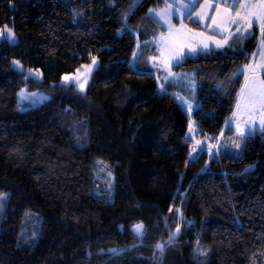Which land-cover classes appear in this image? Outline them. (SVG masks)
Wrapping results in <instances>:
<instances>
[{
	"label": "trees",
	"instance_id": "1",
	"mask_svg": "<svg viewBox=\"0 0 264 264\" xmlns=\"http://www.w3.org/2000/svg\"><path fill=\"white\" fill-rule=\"evenodd\" d=\"M166 1L0 0L18 36L0 42V264H264V128L240 156L221 149L261 31L175 66L197 80L191 114L135 65L165 31L149 10ZM96 56L86 91L61 82ZM23 85L52 96L22 110ZM196 140L219 153L194 158Z\"/></svg>",
	"mask_w": 264,
	"mask_h": 264
},
{
	"label": "rangeland",
	"instance_id": "2",
	"mask_svg": "<svg viewBox=\"0 0 264 264\" xmlns=\"http://www.w3.org/2000/svg\"><path fill=\"white\" fill-rule=\"evenodd\" d=\"M191 1V0H190ZM189 0H167L166 3L162 6L158 7H153L152 9L155 10L152 14L157 18V20L162 24L164 28V32L158 35L157 39L154 42L155 49L153 50V54L149 56L142 55L144 54L143 52H137L138 54V59L136 60V67L139 69H146L148 71H157L156 74L159 75L160 79L163 81V78L161 76L162 73L168 74L170 71L173 73L176 77V81L171 83L169 87L171 88L172 85H175V87H178L179 92L177 94H182L184 93L189 99H190V104L191 108H186L191 114L197 107L193 101L198 100V84L197 80L195 78V75L189 71V70H184V69H176L175 66L181 62H184L187 58V55H191L189 52H184L183 57L177 54L176 57L171 56L168 51L165 49H168L166 46H164V43L158 39L166 36L165 40L171 45L173 44V37L175 36V29L178 30L177 26V21L178 19H181L182 17H186L187 13L190 11L189 8H185V5H188ZM217 3L216 5H218ZM168 9V12L165 13L164 15H161V11L164 9ZM225 8L228 9L227 12H225ZM239 10V6L236 5V7L232 6V0H228V3L218 7L216 10V21L224 18L225 20L223 23L219 22L220 27L217 28L215 25L213 26L214 30L218 31L220 33L219 37H215L213 39V46L215 49H221L216 47V44L218 42H225L224 47L228 44H230L232 41L231 35L229 33H235L237 26L236 24H230L228 23V17L229 15L232 17L236 16V12ZM244 12H241V15H243ZM226 22L228 24H226ZM5 25L12 29L15 33V42L18 41V36L17 33L15 32V29L12 25L9 23H6L4 25L0 26V31L4 30ZM244 30V27H241V31ZM4 39H0V42L3 41ZM9 41V40H8ZM11 42V41H10ZM12 42V43H15ZM166 42V44H167ZM184 48L187 47L184 46V43H181ZM261 45V44H260ZM259 47L253 52L251 60L249 61L248 64L245 65L244 70L246 71V76L245 80L243 83V91H241V94L239 96V101H238V106L237 110L234 114V122H233V129L235 130L233 133H230L226 139V141L222 144V151L231 155L235 156H240L243 152V147L245 140L248 135L254 134L258 129L264 128V109H260L257 106V110L253 111L248 105L247 102V97L249 95V92L256 89L258 87L256 77H259V79H264L263 71L261 68H256V65H261L264 64V57H262L261 53L264 52V48ZM173 46V45H171ZM182 46L180 49L185 50ZM222 47V48H224ZM189 53V54H188ZM255 54V55H254ZM96 60L95 65H93L92 61H88L80 65L77 69H79V72L74 71L70 73H66L63 77L66 75L69 76H79L80 77V82L83 83L85 77L87 78V83L85 85V88L83 91L87 90L88 84L91 81V77L96 70V68L100 64L99 58L96 56L94 57ZM13 61H19V66L14 65L17 68L23 69L24 64L22 61L18 58L13 59ZM155 63V64H154ZM154 64V66H153ZM83 66V67H82ZM156 66V67H155ZM248 66V67H246ZM251 66L256 68L255 73L252 75L253 77L250 78L249 76L247 77V71L251 69ZM90 67V71L88 70ZM155 69H154V68ZM170 67V69H169ZM165 68L167 70L165 71ZM28 75H33L36 79L42 80L43 79V73L42 70L40 69H32L31 72H28ZM247 77V78H246ZM62 83L64 84H71L75 83L76 86L78 87V84L75 81L72 82H64L63 78L61 80ZM79 88V87H78ZM36 94V95H32ZM18 96V103L19 107L22 110L34 107L46 100H48L52 96V92L48 90H42V89H29L27 85H23L20 87L17 93ZM233 120V119H232ZM196 131L195 129H192L190 132V135L196 139ZM239 145V147H237ZM97 178L99 179V182L102 184L103 187L109 188L112 183L113 179V173L111 170V167L105 163V162H100L98 164V170H97ZM0 193L6 194L5 197H7L6 192L0 191ZM4 197V198H5ZM0 200V204H2V207H0V214L2 210L5 209L6 203L5 199Z\"/></svg>",
	"mask_w": 264,
	"mask_h": 264
},
{
	"label": "crops",
	"instance_id": "3",
	"mask_svg": "<svg viewBox=\"0 0 264 264\" xmlns=\"http://www.w3.org/2000/svg\"><path fill=\"white\" fill-rule=\"evenodd\" d=\"M217 3H219V4L216 5ZM188 5H191L190 6L191 9L189 12H191V14H192V19H194L195 21L198 19L197 13H200L203 16V19H200V22H199L201 24L202 28H196V27L190 26V24L186 21V19L188 18L186 16V17H182L181 19H178V21H177L178 22L177 23L178 30H176V29L174 30L175 36L173 37V39H171L174 41L173 44H171L173 46H171L165 40L166 36H164L162 38H158L164 43V46H166L168 48L165 50L168 51V53L173 57H176L177 54L179 53V51H180L179 55L183 57L184 52H189L190 54H196V53L201 52V51H208L212 48H215L213 46V39H215V37L220 36V33H218V31L214 30V28H213V26L215 25V24H213V19L216 20V10L218 9V7L225 5V3H223V0H196L195 3H193V0H191V1L189 0ZM237 6H239L238 3H237ZM224 20H225L224 18H221V19L217 20V23H219V22L223 23ZM226 24H228V23L226 22ZM255 26H258V25H253V27L251 28L252 34L254 33V27ZM251 35H249V36H251ZM234 38H236V37H232L231 41ZM166 42H167V44H166ZM182 42L184 43V46L186 45L185 47H187V50L181 44ZM205 44L208 45L207 48L204 47ZM181 46L185 50L180 49ZM193 48H195L197 50L195 52L190 51V49H193ZM138 52L141 53L142 51L139 50ZM135 64H136V61H135ZM154 64H153V66H154ZM253 68L254 67L251 66V69L247 71L248 72L247 77L249 76V80L251 77H253L252 76L254 74ZM169 69H170V67H169ZM166 70H167V68H165V71ZM151 72L156 75V77L158 78V80L160 82L161 87L164 90L171 91V92H179L178 87H175V85H172L171 88L169 87V85L171 83L176 81V77L173 73H171L169 71L168 74H166L165 72L162 73V71H160L161 76L163 78V81H162L160 79L159 75L156 74L157 71L155 72V71H152V69H151ZM177 97L181 100L184 107H186V108L189 107L190 99L184 93H182L180 95L177 94ZM192 103H194L196 106L199 105V102L197 99H196V101L192 100ZM233 117H234V115H233ZM233 117H232L233 120L231 119L229 122V124L231 125L232 128H233V122H234ZM192 129H195V131L197 132V128L195 127L194 124H192V126L190 128V132ZM219 148H220V143L216 145V144H213L211 142L196 140L194 150H193V157L197 158L198 155L201 153V151H203L204 149L212 151L214 153H219Z\"/></svg>",
	"mask_w": 264,
	"mask_h": 264
},
{
	"label": "snow or ice",
	"instance_id": "4",
	"mask_svg": "<svg viewBox=\"0 0 264 264\" xmlns=\"http://www.w3.org/2000/svg\"><path fill=\"white\" fill-rule=\"evenodd\" d=\"M196 0H193V3H195ZM223 3L227 4L228 0H223ZM237 3L239 4V10H237L236 12V16L232 17L229 15L228 17V23L230 24H236L237 29L235 33H229V35L233 36V37H240L241 38V42L244 38H246L247 36L251 35V28L253 27V25H258L261 31V48H264V0H232V6L236 7ZM191 5H185L184 7L187 9L189 8ZM155 10L150 9L149 13H153ZM228 9L225 8V12H227ZM168 12V9H164L161 11V15H164L165 13ZM241 12H244L243 15H241ZM187 17L189 19H192V14L191 12L187 13ZM197 17L198 19L195 21L197 23L200 22V19H203V16L200 13H197ZM213 24H215V26L217 28L220 27V24L217 23V21L215 19H213ZM241 27H244V30L241 31ZM0 39H5V40H9L11 42H15V33L12 29L8 28L6 25L4 27L3 31H0ZM224 43L225 42H218L216 44V47L218 48H222L224 47ZM205 48L208 47L207 44L204 45ZM197 49L193 48L190 49V51L195 52ZM135 56V53L133 54ZM255 55V54H254ZM262 57H264V52L261 53ZM19 61H13L14 65L19 66ZM93 65H95L96 60L95 58H93L92 61ZM83 67V66H82ZM248 67V66H246ZM256 68H261L262 70H264V64L261 65H256ZM256 68H253V72L255 73ZM89 71L91 70L90 67L88 69ZM31 72V70H30ZM77 72H79V69H77ZM257 80V84L258 87L252 91L249 92V95L247 97V102L249 107L251 108V110L255 111L257 110V106L260 109H264V79H259V77H256ZM63 81L64 82H72L75 81L78 84V87L81 91L84 90L85 85L87 83V78L85 77L84 82L81 83L80 82V77L77 76H69L66 75L65 77H63ZM243 91V89H242ZM32 95H36V94H32ZM189 108H191V105H189ZM237 147H239V145H237ZM6 196V194L4 193H0V200H2L4 197ZM0 207H2V204H0ZM143 229L144 226L143 224H137L134 226V231L137 233V235H142L143 234ZM179 232V228H177V233H174L173 236H170L168 238L167 243H172L174 236L176 234H178ZM164 247L165 244L164 243H157L156 248L160 251L163 252L164 251ZM113 252H115L116 250L113 249Z\"/></svg>",
	"mask_w": 264,
	"mask_h": 264
}]
</instances>
